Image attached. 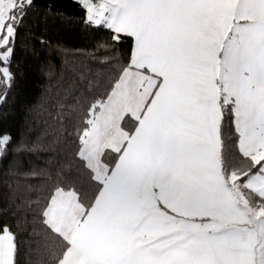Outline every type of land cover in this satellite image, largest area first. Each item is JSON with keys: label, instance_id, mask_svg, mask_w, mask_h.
Here are the masks:
<instances>
[{"label": "snow or ice", "instance_id": "6c2138e0", "mask_svg": "<svg viewBox=\"0 0 264 264\" xmlns=\"http://www.w3.org/2000/svg\"><path fill=\"white\" fill-rule=\"evenodd\" d=\"M73 3L113 73L62 159L0 131V156L28 152L48 181L0 208V264H264V0ZM52 18L0 0V104Z\"/></svg>", "mask_w": 264, "mask_h": 264}, {"label": "trees", "instance_id": "16d2710c", "mask_svg": "<svg viewBox=\"0 0 264 264\" xmlns=\"http://www.w3.org/2000/svg\"><path fill=\"white\" fill-rule=\"evenodd\" d=\"M39 2L53 3L68 18H52L37 30V36L42 31L48 44L33 40L27 51L18 50L17 80L7 101L0 104V131L7 130L17 139L41 136L53 142L50 158L55 161L64 157L71 143L66 133L75 132L85 99L102 91L113 73L114 61L106 57L115 54L102 47L106 31L85 30L79 23L80 12L73 0ZM37 168L36 158L25 151L0 156V208L11 201L26 206L42 195L48 181ZM23 259L24 264H35L39 257L25 255Z\"/></svg>", "mask_w": 264, "mask_h": 264}]
</instances>
